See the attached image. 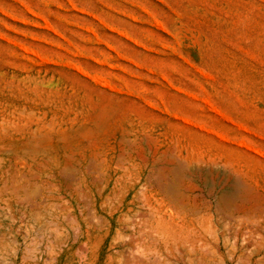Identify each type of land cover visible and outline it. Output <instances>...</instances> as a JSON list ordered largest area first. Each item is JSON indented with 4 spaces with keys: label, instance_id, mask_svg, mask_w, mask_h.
<instances>
[{
    "label": "rangeland",
    "instance_id": "1",
    "mask_svg": "<svg viewBox=\"0 0 264 264\" xmlns=\"http://www.w3.org/2000/svg\"><path fill=\"white\" fill-rule=\"evenodd\" d=\"M0 217V264H242L264 0H0Z\"/></svg>",
    "mask_w": 264,
    "mask_h": 264
},
{
    "label": "bare ground",
    "instance_id": "2",
    "mask_svg": "<svg viewBox=\"0 0 264 264\" xmlns=\"http://www.w3.org/2000/svg\"><path fill=\"white\" fill-rule=\"evenodd\" d=\"M1 189H3V188H1ZM5 191V190H4ZM6 192V191H5ZM4 195V194H3ZM7 199V198H6ZM8 200H10V199H8ZM6 201V200H5ZM8 205L6 204V207H7ZM3 208H4V206H3ZM7 208H9V207H7ZM9 213V212H8ZM5 216H7V215H5ZM8 216H10V215H8ZM1 218V217H0ZM124 219V218H123ZM246 219H247V217H246ZM11 221H13V220H11ZM8 223V222H7ZM1 225V224H0ZM3 225V224H2ZM10 225V224H9ZM7 226V225H6ZM11 227V226H10ZM4 228V227H3ZM249 228V227H248ZM11 229V228H10ZM260 227H258V225L256 226V227H253V228H251L250 230H249V240H248V242H247V244H249L248 246H249V251H248V255L247 256H243V258L241 259V261H240V263L242 262V264H264V234L260 231ZM247 231H248V229H247ZM246 232V231H245ZM1 233V232H0ZM248 233V232H247ZM11 234H12V232H11ZM10 234V235H11ZM1 235H3V234H1ZM196 235V234H195ZM243 235H244V233H243ZM258 236V239H257V237H256V239H255V236ZM6 237H7V235H6ZM237 237V236H236ZM11 239V238H10ZM254 239V240H253ZM251 240H253L252 242H251ZM3 241V240H2ZM11 241H12V239H11ZM198 241V240H197ZM199 241H201L202 242V240H199ZM201 244V243H200ZM10 246H12V245H10ZM6 247V246H5ZM200 247V246H199ZM231 247V246H230ZM190 249V248H189ZM194 249V248H193ZM202 249H203V247H202ZM202 249H201V251H202ZM10 250H11V247H10ZM17 251V250H16ZM206 251V250H205ZM200 252V251H199ZM190 253H191V251H190ZM192 253H193V251H192ZM13 254V253H12ZM3 255V254H2ZM206 255V254H205ZM4 256V255H3ZM2 256V257H3ZM199 259V258H198ZM238 259H239V257H238ZM189 260H191V259H189ZM10 261V260H9ZM193 261V260H192ZM12 262V261H11ZM13 264V263H12Z\"/></svg>",
    "mask_w": 264,
    "mask_h": 264
}]
</instances>
